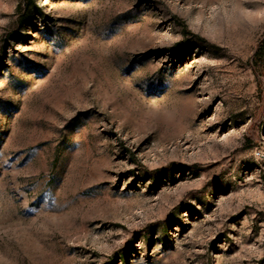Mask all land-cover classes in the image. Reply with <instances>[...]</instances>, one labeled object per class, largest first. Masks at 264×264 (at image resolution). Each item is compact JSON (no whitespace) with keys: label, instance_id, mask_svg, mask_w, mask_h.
I'll return each instance as SVG.
<instances>
[{"label":"rangeland","instance_id":"rangeland-1","mask_svg":"<svg viewBox=\"0 0 264 264\" xmlns=\"http://www.w3.org/2000/svg\"><path fill=\"white\" fill-rule=\"evenodd\" d=\"M264 0H0V264H264Z\"/></svg>","mask_w":264,"mask_h":264},{"label":"trees","instance_id":"trees-1","mask_svg":"<svg viewBox=\"0 0 264 264\" xmlns=\"http://www.w3.org/2000/svg\"><path fill=\"white\" fill-rule=\"evenodd\" d=\"M250 65L257 76H264V33L256 43L250 57Z\"/></svg>","mask_w":264,"mask_h":264}]
</instances>
